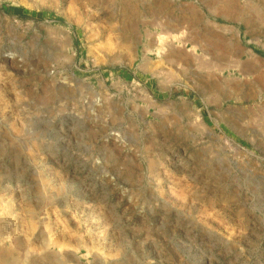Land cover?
<instances>
[{"label":"rangeland","instance_id":"obj_1","mask_svg":"<svg viewBox=\"0 0 264 264\" xmlns=\"http://www.w3.org/2000/svg\"><path fill=\"white\" fill-rule=\"evenodd\" d=\"M0 264H264V0H0Z\"/></svg>","mask_w":264,"mask_h":264},{"label":"bare ground","instance_id":"obj_2","mask_svg":"<svg viewBox=\"0 0 264 264\" xmlns=\"http://www.w3.org/2000/svg\"><path fill=\"white\" fill-rule=\"evenodd\" d=\"M85 4V3H84ZM70 6V5H69ZM210 12H211V9H210ZM161 22V23H160ZM160 22L158 21V23L159 24H157V27L160 29V33H158L157 34V39H158V41H156V44H157V42H161V43H166V38L167 37H173L175 40H177L178 42H181V43H183V44H185L186 42H190V43H192V45L193 44H196L195 43V39H194V37H192V32L191 33H188V31H189V29H187V26H184L183 28H185V30H188L187 31V33H186V31L185 30H183V29H181V24L182 23H184V21H182V20H180L179 22L178 21H171L170 19H167V18H164V20H160ZM187 23H188V20L186 21ZM191 22V21H190ZM189 24V23H188ZM187 24V25H188ZM184 25V24H183ZM182 25V26H183ZM190 25V24H189ZM223 27V26H222ZM119 28V27H118ZM118 28H116V29H118ZM121 28V27H120ZM119 28V32H117V34H115V40L116 39H119V35H121V38H122V41H121V44H122V42H127L128 40H127V38H125L126 37V35L128 34L129 35V33L132 31V30H130V28L128 29H124V28H121L120 29ZM224 29L226 28V27H223ZM130 30V31H129ZM191 30V29H190ZM116 31V30H115ZM149 35V34H148ZM160 35H162V36H160ZM152 36V35H151ZM196 36V35H195ZM154 38V37H153ZM152 38V39H153ZM196 38V37H195ZM151 39V38H150ZM153 40H155V39H153ZM117 42V41H116ZM148 42V41H147ZM151 42V41H150ZM172 42V41H171ZM152 43V42H151ZM170 44V43H169ZM155 44H154V41H153V44H152V46H154ZM172 45V44H171ZM170 45V46H171ZM167 46H169L168 44H167ZM194 47H195V45H193ZM172 47V46H171ZM163 49V48H162ZM203 49H205V48H203ZM176 51V50H175ZM183 51V50H182ZM193 51V50H192ZM242 51V50H241ZM166 52V51H165ZM168 52H170V50H168ZM181 52V51H180ZM161 48H160V50H157L156 51V54L158 55V56H160L161 55ZM182 53V52H181ZM206 53V52H205ZM163 54V53H162ZM165 54V53H164ZM172 54V53H171ZM183 54V53H182ZM167 55V57H168V54H166ZM170 55V54H169ZM173 55V54H172ZM184 55V54H183ZM189 55V54H188ZM165 56V55H164ZM171 56V55H170ZM175 56V55H174ZM146 56L144 55V58H145ZM166 57V58H167ZM193 57V56H192ZM195 57V56H194ZM171 58V57H170ZM175 58V57H174ZM177 58H179V57H177ZM177 58H175V60L177 59ZM184 58H188L189 59V57L188 56H184ZM167 60H169V58L167 59ZM191 60V59H190ZM170 61V60H169ZM183 61V60H182ZM185 61V60H184ZM236 62V61H235ZM253 63H255V61L254 60H248V61H242V62H240V61H237V64H235V66L234 67H236V68H238V70L239 71H241V72H247V71H250L251 70V68H252V66H253ZM146 64H147V62H146ZM250 64H252V65H250ZM248 65V66H247Z\"/></svg>","mask_w":264,"mask_h":264},{"label":"crops","instance_id":"obj_3","mask_svg":"<svg viewBox=\"0 0 264 264\" xmlns=\"http://www.w3.org/2000/svg\"><path fill=\"white\" fill-rule=\"evenodd\" d=\"M191 10H192V9H191ZM226 33H227V35H229V34H230V30H227ZM227 39H228V37H227ZM242 51L245 52V50H242ZM242 59H245V56H244V55H243Z\"/></svg>","mask_w":264,"mask_h":264}]
</instances>
